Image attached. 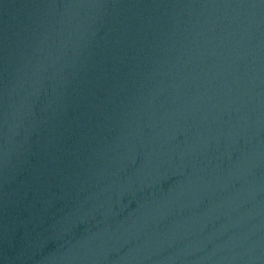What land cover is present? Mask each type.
I'll list each match as a JSON object with an SVG mask.
<instances>
[{"label":"water","instance_id":"water-1","mask_svg":"<svg viewBox=\"0 0 264 264\" xmlns=\"http://www.w3.org/2000/svg\"><path fill=\"white\" fill-rule=\"evenodd\" d=\"M0 264H264V0H0Z\"/></svg>","mask_w":264,"mask_h":264}]
</instances>
